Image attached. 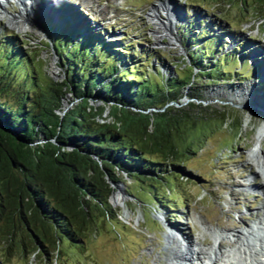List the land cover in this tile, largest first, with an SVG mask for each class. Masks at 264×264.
<instances>
[{"label": "rangeland", "instance_id": "rangeland-1", "mask_svg": "<svg viewBox=\"0 0 264 264\" xmlns=\"http://www.w3.org/2000/svg\"><path fill=\"white\" fill-rule=\"evenodd\" d=\"M33 3V7L26 6L29 13L23 14L24 18L33 20V26L19 29L16 24L11 26L6 18L0 19V44L3 38L10 37L17 40L21 50L28 51L36 66L37 83L51 74L54 60L59 70L56 80L64 77L46 32L57 38L60 33L64 38L69 35L72 41H85L91 35L102 42V48L108 45V49L103 48L99 53L112 57L119 54L118 64L123 68L133 65L135 60L140 64L139 71H159L153 77L155 81L162 75L171 76L174 71L193 74V84L201 88L198 96L202 101L187 98L185 95L190 90L183 89L181 98L168 105L183 108L193 101L219 117L200 120L195 125L190 120L183 122L180 131H173L168 143L175 151V157L167 161L170 182L157 185L152 179L124 176L123 183L114 184L110 197L115 212L108 218L96 215L89 221L81 244L63 238L53 264H165L170 258L167 246L176 249L179 244L167 240L169 227L173 231L182 230L208 248L215 242L213 231L230 237L232 229L246 232L247 225L257 223L256 216L263 210L264 192L254 190L255 179L259 183L263 180L257 175L254 177L247 161L248 152L256 142L264 150V139L255 140L253 129L262 114L251 110V106H262L264 110L260 99L264 96V63L259 59L264 57V8L260 0H34ZM41 4V8L47 7L42 16L47 22L45 30L41 28L38 14ZM199 4H204L205 9L199 8ZM49 7L53 14L49 15ZM170 7L174 10L171 17ZM5 9L9 18L20 11L14 0ZM151 11L155 12L154 17ZM78 15L81 18H75ZM74 18L79 27L75 32ZM82 20L88 25H85L87 37L80 35ZM158 22L161 29L156 25ZM91 31L94 32L90 34ZM169 36L176 41L170 42ZM40 44L44 45L43 50ZM14 47L11 44L9 48ZM187 48L193 50L191 59ZM218 57L223 60L222 65ZM194 61L199 62L198 68L193 67ZM217 66L220 69H215ZM201 70L216 72V75L220 71L222 77L207 81L208 75L201 74ZM242 91H246L247 100L238 96ZM251 94L254 98H250ZM92 102L102 103L99 99ZM74 103L72 95L67 94L63 108L68 110ZM190 147L196 152L187 155L185 151ZM155 159L160 158L151 154L149 160L155 162ZM178 160H185L184 164L175 165ZM245 183L250 189H246ZM152 185H155L156 197L150 191ZM118 191L121 199L116 202L113 196ZM166 192L170 199L165 196ZM226 242H229L227 237L222 242L227 254L232 246ZM2 261L0 264H28L29 255L12 253ZM29 264L51 263L37 255Z\"/></svg>", "mask_w": 264, "mask_h": 264}, {"label": "trees", "instance_id": "trees-1", "mask_svg": "<svg viewBox=\"0 0 264 264\" xmlns=\"http://www.w3.org/2000/svg\"><path fill=\"white\" fill-rule=\"evenodd\" d=\"M260 3L264 8V0ZM197 6L205 9L204 4ZM75 18L73 32L79 30ZM40 25L45 30L47 22ZM46 34L60 60L61 81L46 76L37 83L28 51L14 38H3L0 44V263L12 253L27 254L29 261L40 255L55 263L63 238L79 245L89 221L115 212L112 183H123L124 176L131 175L157 185L170 182L167 161L175 151L168 143L173 131H180L187 120L195 125L217 117L193 101L183 108L168 105L181 98L183 89L190 90L187 98L202 101L193 74L174 71L155 81L159 71H139L135 60L123 68L119 54L99 53L108 45L102 48L92 33L85 41ZM186 50L191 59L193 50ZM198 65L193 62L194 68ZM200 73L208 75L207 81L222 77L220 71ZM66 93L75 103L61 116ZM96 99L101 105L92 104ZM151 154L160 159L150 161ZM154 189L152 185L156 197ZM165 196L171 198L167 192Z\"/></svg>", "mask_w": 264, "mask_h": 264}, {"label": "bare ground", "instance_id": "bare-ground-1", "mask_svg": "<svg viewBox=\"0 0 264 264\" xmlns=\"http://www.w3.org/2000/svg\"><path fill=\"white\" fill-rule=\"evenodd\" d=\"M14 2H16L18 4V8L20 9V11H19L18 15L11 14V18H9V17H7L8 11L5 8L8 5H10V0H0V10H1L0 11V19L6 18L8 23L11 26L14 27V25L16 24L15 26L18 27L19 29H25V26H28V25L33 26V24H32V23H34V22H32L33 20H28V19L24 18V15H23V14L29 13L28 9L26 8V6H28L27 3H25L23 0H14ZM33 2H34V0L32 1V5L30 7H33V5H34ZM163 10H164V8H163ZM165 10H167V9L165 8ZM173 11L174 10L172 9V7H170V10H169L170 13H168L169 17H171V15H173ZM151 13H152L151 16L154 17L155 12L151 11ZM16 18H18V20H16ZM13 19H15V20H13ZM169 20H167V21H169ZM156 25H157L158 29H161L162 25H160L159 22L156 23ZM169 39H170V42H173L174 40L176 41V39L173 36H169ZM56 67H57L56 61L54 60L52 63V66H51V72L53 75L58 76L59 70ZM246 94H247L246 91H242L241 94L238 96H241L240 97L241 99L247 100L248 95L245 96ZM250 98H254V96L251 94ZM260 99H261V102H263V104H264V101H263L264 96H260ZM263 130H264V128L259 133L257 141L258 140L260 141V138L263 135V133H262ZM248 157H249V160L247 161V163L249 164L253 175H255L254 177L256 178V175H257V177H259L263 180L262 183H259L258 180H256L257 178L255 179L256 188H254V190L256 189L255 191H259V192L263 191L264 192V150L262 148H260V145L258 144V142H256L255 145L249 150ZM244 185H245L246 189H250L248 186V183H245ZM120 199H121V195H120V192L118 191L114 194L113 200L116 202H119ZM262 209H263L262 210L263 211V213H262L263 218L259 217V221H257V224H256V229H254L250 225L249 226L247 225L248 228L245 230L248 233L247 238H242L244 230H242V231H240L239 229L236 230L237 228L232 229V233H231L232 236H230V237H234V238H230V237H228V235L226 236L227 239H229L228 243H231L232 246L237 244V247H236V249L234 248L235 250H233V252H235L236 257H237V261L240 264H264V203H263ZM259 215H260V212H259V214H257V216H259ZM247 220H249V219H247ZM238 224H240V223H238ZM210 230L212 231V229H210ZM216 231L212 232L213 237L215 239V242H212L214 244L212 246L208 245L209 247L207 248V246L205 247L201 243L202 241L201 242L196 241L194 238L189 237L186 234H184L182 232V230H174L173 231L172 228L170 230V227H169V230H168L167 235H166L167 240L169 239L173 243L179 242V244L178 245L176 244L178 246L176 249L174 247H171V245L167 246V249L170 252V258H167L165 264H186V262H188V261L190 264V259H192L194 257L197 259H203V258L208 257V261L210 263L219 264L222 256H225V254H226L225 251H223L224 245L222 243L224 240H226V237L222 236L221 233H218ZM209 234H211V233H209ZM201 235H203V234H201ZM178 236H180V238ZM205 239H206V237H205ZM250 241H252V242H250ZM167 244H169V242ZM228 246H229V244H228ZM213 248L215 249L214 251H213ZM245 250H247L248 257L250 258L249 262L247 261V259L245 257H243V255L244 256L246 255ZM220 264H226V263L222 261V262H220Z\"/></svg>", "mask_w": 264, "mask_h": 264}, {"label": "water", "instance_id": "water-1", "mask_svg": "<svg viewBox=\"0 0 264 264\" xmlns=\"http://www.w3.org/2000/svg\"><path fill=\"white\" fill-rule=\"evenodd\" d=\"M26 28V27H25ZM42 30V29H41ZM43 31V30H42ZM40 47H41V49L43 50V47H44V45L43 44H40ZM56 65H57V62H56ZM57 69H58V67H56ZM62 69V68H61ZM48 77H50L51 79H53L54 81H61V80H56V76L55 75H53L52 74V72H51V74L50 75H48ZM64 78V77H63ZM67 94H71V93H66V96H67ZM63 104H64V101H63ZM92 104H94V103H92ZM238 108H246V107H240V106H238ZM66 110H67V107H64L61 111H58V113L62 116L63 114H64V112H66ZM108 110L109 109H107L106 110V112L104 113V115H107V113H108ZM251 110L252 111H256V112H260L261 114H262V118L257 122V124L255 125V126H253V129H254V134H255V140H257V138H258V135H259V133L262 131V129L264 128V110L263 109H261V108H256V107H251ZM252 114V113H251ZM250 122V120H248L247 121V123H249ZM263 135L261 136V138H260V141L261 140H263L264 139V130H263ZM112 186L114 187L115 185H114V183H112Z\"/></svg>", "mask_w": 264, "mask_h": 264}]
</instances>
